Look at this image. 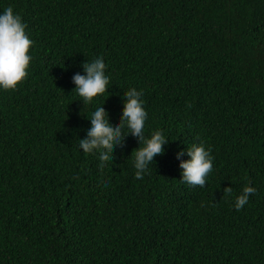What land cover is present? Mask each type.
I'll list each match as a JSON object with an SVG mask.
<instances>
[{
	"label": "trees",
	"instance_id": "1",
	"mask_svg": "<svg viewBox=\"0 0 264 264\" xmlns=\"http://www.w3.org/2000/svg\"><path fill=\"white\" fill-rule=\"evenodd\" d=\"M8 7L33 43L26 80L0 88V264H264V0ZM100 57L109 90L85 105L73 76ZM133 88L145 138L168 140L141 180L126 127L103 168L79 143L97 108L121 122ZM193 144L213 157L204 187L182 181Z\"/></svg>",
	"mask_w": 264,
	"mask_h": 264
},
{
	"label": "clouds",
	"instance_id": "2",
	"mask_svg": "<svg viewBox=\"0 0 264 264\" xmlns=\"http://www.w3.org/2000/svg\"><path fill=\"white\" fill-rule=\"evenodd\" d=\"M26 24L21 16L8 7L0 14V88L6 91H16L26 80L31 63L30 49L32 41L26 34ZM86 75L79 73L73 76L76 85L75 92L82 98L84 104H91L94 98L104 95L109 89V77L105 74L106 64L103 57L83 65ZM142 92L130 89L124 94L125 102L121 122L115 126L109 123V114L104 106L95 110L91 117V128L87 138L79 141L85 153L99 152L101 161L113 160L114 149L117 145L123 146L127 135L138 138L140 147L133 151L135 178L141 180L149 171L148 166L158 155H163L168 140L161 131H155L150 138H145L144 128L147 112L141 100ZM128 129V134L123 132ZM143 145V146H141ZM183 151L177 153V159L183 156ZM190 159L180 163L182 181L196 187H204L207 177L213 170V157L210 149L206 150L201 145L193 144L187 149ZM256 189L245 186L241 195L236 198L235 208L241 210L249 201L250 194ZM232 193L231 187L225 188V194Z\"/></svg>",
	"mask_w": 264,
	"mask_h": 264
}]
</instances>
